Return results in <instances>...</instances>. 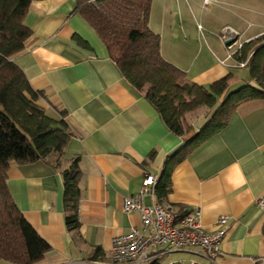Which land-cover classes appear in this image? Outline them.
<instances>
[{"label": "crops", "instance_id": "0c3cea01", "mask_svg": "<svg viewBox=\"0 0 264 264\" xmlns=\"http://www.w3.org/2000/svg\"><path fill=\"white\" fill-rule=\"evenodd\" d=\"M76 3L34 0L23 18L31 35L11 58L42 93L36 103L45 114L63 117L70 130L59 166L54 158L10 160L6 170L15 204L50 246L34 264H114L112 237L140 226L138 212L122 210V198L137 193L149 173L156 179L154 194L145 195L143 202L160 203L155 186L165 160L181 151L210 117V108L200 105L185 114L189 132L177 135L169 129L143 93L121 75L98 34L75 10ZM148 24L159 35L162 57L190 81L207 88L228 77L230 86L238 85L234 88L256 86L248 59L242 67L219 59L227 53L226 29L241 42L264 34V0H215L206 8L201 0H151ZM238 68L247 71L238 74ZM202 107L206 111L196 123L192 114ZM75 157L79 226L70 230L61 172ZM169 178L170 189L160 204L181 213L199 207L206 230H213L216 218L224 215L227 229L213 263L199 247H190L161 254L158 264H253L264 258V207L256 204L264 193V98L240 102L224 127L177 162Z\"/></svg>", "mask_w": 264, "mask_h": 264}, {"label": "trees", "instance_id": "16d2710c", "mask_svg": "<svg viewBox=\"0 0 264 264\" xmlns=\"http://www.w3.org/2000/svg\"><path fill=\"white\" fill-rule=\"evenodd\" d=\"M33 1L0 0V260L17 264H34L50 246L15 204L6 182L8 163L54 158L59 166L70 136L63 117H48L36 103L42 93L30 86L11 59L31 35L23 18ZM150 6L151 0H77L75 10L98 34L121 75L143 93L175 134L192 129L186 112L200 105L213 108L208 120L187 138L185 147L165 160L155 186L161 203L170 189L173 166L219 132L240 102L264 98V34L244 42L238 55L239 59L249 56L250 77L256 86L246 83L233 89L224 77L206 88L190 81L183 70L162 57L159 35L148 24ZM77 160L73 158L61 172L65 224L70 230L79 226ZM159 259L157 256L147 264H158Z\"/></svg>", "mask_w": 264, "mask_h": 264}, {"label": "built area", "instance_id": "2783aa9c", "mask_svg": "<svg viewBox=\"0 0 264 264\" xmlns=\"http://www.w3.org/2000/svg\"><path fill=\"white\" fill-rule=\"evenodd\" d=\"M215 0H201L203 7ZM197 27L200 29V25ZM227 41V53L219 62L227 64L234 61L233 66L242 67L247 63L239 59L240 49L244 42L238 41L236 33L226 29L222 37ZM155 176L144 173L137 193L122 198V210L125 213L136 211L139 214L140 226H132L127 232L117 234L111 239L110 256L114 264H147L153 258L169 251H183L190 247H199L203 256L211 263L220 252V242L226 233L227 217L220 215L214 221L215 228L206 230L199 221L201 210L193 206L184 212H178L158 202L146 205L143 197L154 194ZM256 204L264 207V193ZM170 264H183L172 261ZM190 264H201L191 260ZM253 264H264V258L253 260Z\"/></svg>", "mask_w": 264, "mask_h": 264}, {"label": "rangeland", "instance_id": "374dc122", "mask_svg": "<svg viewBox=\"0 0 264 264\" xmlns=\"http://www.w3.org/2000/svg\"><path fill=\"white\" fill-rule=\"evenodd\" d=\"M239 41V40H238ZM249 68H247V70H248ZM246 70V68H238L237 69V71H235V72H238V74H241L242 72H245V71H247ZM240 80V79H239ZM236 84H238V83H236ZM236 86H238V85H234V86H231V88H234V87H236ZM196 112H194V114H192V117L191 118H196V123L201 119V118H203V114H204V112L206 111V108L205 107H202L201 109H199V110H195ZM212 111H213V109H210L209 110V112H208V114L210 115L211 113H212ZM190 118V119H191Z\"/></svg>", "mask_w": 264, "mask_h": 264}]
</instances>
